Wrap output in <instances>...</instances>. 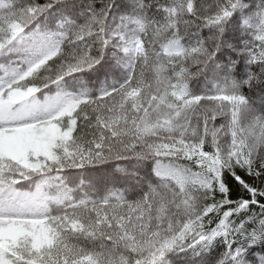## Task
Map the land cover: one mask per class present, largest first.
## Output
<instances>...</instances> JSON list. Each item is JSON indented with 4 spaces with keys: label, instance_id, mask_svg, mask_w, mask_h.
Masks as SVG:
<instances>
[{
    "label": "snow or ice",
    "instance_id": "6c2138e0",
    "mask_svg": "<svg viewBox=\"0 0 264 264\" xmlns=\"http://www.w3.org/2000/svg\"><path fill=\"white\" fill-rule=\"evenodd\" d=\"M0 264H264V0H0Z\"/></svg>",
    "mask_w": 264,
    "mask_h": 264
}]
</instances>
